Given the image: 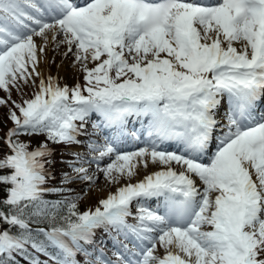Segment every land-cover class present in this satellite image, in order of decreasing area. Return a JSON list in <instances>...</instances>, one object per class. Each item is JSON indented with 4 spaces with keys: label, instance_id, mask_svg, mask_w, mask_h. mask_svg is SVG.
Returning <instances> with one entry per match:
<instances>
[{
    "label": "snow or ice",
    "instance_id": "snow-or-ice-1",
    "mask_svg": "<svg viewBox=\"0 0 264 264\" xmlns=\"http://www.w3.org/2000/svg\"><path fill=\"white\" fill-rule=\"evenodd\" d=\"M50 41L85 86L38 71ZM25 86L0 145V264H113L85 247L100 228L134 238L116 264H264V0H0V89ZM93 112V129H116L104 143L78 139ZM130 117L147 118L131 132L143 147L122 151ZM49 142L87 149L62 184L102 173L116 191L83 213L80 195L45 199L73 191L47 187Z\"/></svg>",
    "mask_w": 264,
    "mask_h": 264
},
{
    "label": "rangeland",
    "instance_id": "rangeland-1",
    "mask_svg": "<svg viewBox=\"0 0 264 264\" xmlns=\"http://www.w3.org/2000/svg\"><path fill=\"white\" fill-rule=\"evenodd\" d=\"M36 42L40 43L39 37H36ZM66 45H61L58 50H56L55 44L49 42L48 47L45 52L40 56V63L38 65V71L43 75V77L47 78L48 76H52L59 80L61 85H67L68 87H74L76 84H80L81 87L85 86L84 73L80 71L79 65L75 68L72 66L75 60V57L72 53H69L67 57L64 56L66 52ZM68 62V66L66 70L60 71V63ZM62 63V64H63ZM67 64V63H66ZM88 67H94V64L89 63ZM39 81H37L38 83ZM36 91L35 88L25 86L21 91H17L15 88L11 90V98L9 100V93L3 89H0V99L8 100V104L0 105V124H2V129H0V137L2 140L0 141V145H3L4 138L9 129L14 127L13 123L8 119V113L12 108L11 101H15L16 103H21L23 99H31L33 93ZM87 94L86 92L84 93ZM90 137L80 136L78 139L86 140L88 138L95 140L98 143V138L96 135L89 133ZM23 140H28V137H22ZM44 137H33L31 138L32 147H36L42 140L44 141ZM49 147L53 150L52 156V167L54 171L53 182L55 181L58 184H62L63 173L70 172L66 163L62 161L70 160L72 157L69 155L70 151H78L81 153H86L87 149L84 146L73 145L71 148H67L63 144H51L49 142ZM110 161H107L102 164H106ZM50 165V166H51ZM48 167V166H47ZM92 171H95V165L92 166ZM98 175V180L96 186H90L87 182L81 180H74L71 184H62L65 187L72 189V195H80L82 199L78 202L85 209H90L93 206H100L99 201L102 199H106L109 192H115L116 188L119 185H108L105 181L103 174L100 173ZM102 210V209H101ZM133 215L136 214V205L132 206ZM129 223H135L132 218H129ZM210 230V229H205ZM115 237V239H114ZM133 237H129V239L125 240L122 235H117V233L113 230L111 234L106 233L103 228L96 230V235L94 237L95 244L93 245H85L90 252L93 253V259L96 254L99 253L100 249H103L104 255L107 259L116 262V257L113 255L114 252L117 251L118 247L122 248L121 242L123 244H127L130 249L133 248L134 245H131L134 240H131ZM120 239V241H118ZM117 241L119 243H117ZM156 255L163 257L165 255L164 249L159 245L157 246ZM76 259L79 261V264H84L85 256L83 253H77Z\"/></svg>",
    "mask_w": 264,
    "mask_h": 264
},
{
    "label": "trees",
    "instance_id": "trees-1",
    "mask_svg": "<svg viewBox=\"0 0 264 264\" xmlns=\"http://www.w3.org/2000/svg\"><path fill=\"white\" fill-rule=\"evenodd\" d=\"M0 129H2V124H0ZM41 138H43V137H41ZM2 140V137H0V141ZM43 141V140H42ZM0 155H3V153L2 152H0ZM48 171H49V173H50V176H49V180H48V184H47V187H49V188H65V189H70V188H68V187H65L64 185H62L61 183L60 184H58V183H56L55 181L53 182V178H54V171H53V167H52V165L50 166H48ZM3 194L2 193H0V196H2ZM71 195H72V191H64L63 193H60V194H49V195H46L45 196V199H47V200H62V199H64L65 197H71ZM91 210H95L96 209V206H93L92 208H90ZM78 210L81 212V213H83V212H85V211H87V210H89V209H85L82 205H80L79 203H78ZM32 227L35 229L36 227H44V228H47L48 227V224H47V222H45V223H43V224H40V225H35V224H33L32 225ZM41 239H43V237H41ZM52 249H50V251H51ZM29 251H32L31 249H29ZM17 259L19 260V262H20V264H26V261H24L22 258H20V257H17ZM40 259L41 260H46L47 259V257H44V256H40ZM49 264H52V262L51 261H49Z\"/></svg>",
    "mask_w": 264,
    "mask_h": 264
},
{
    "label": "bare ground",
    "instance_id": "bare-ground-1",
    "mask_svg": "<svg viewBox=\"0 0 264 264\" xmlns=\"http://www.w3.org/2000/svg\"><path fill=\"white\" fill-rule=\"evenodd\" d=\"M79 3H83L84 0H78ZM51 42V41H50ZM39 43V42H38ZM67 47V46H66ZM67 51V48L65 49ZM63 63V62H62ZM60 63V71H63V70H66L67 69V66H68V62H65L62 64ZM67 63V64H66ZM261 106H264V105H261ZM260 106V107H261ZM261 111H264V109H262ZM126 137H132L131 136V133L130 132H127V136ZM138 147H143V143L142 142H134V143H126L125 145L122 146V151H135ZM169 148H172V147H169ZM175 147H173L174 149ZM170 150V149H169ZM172 150V149H171ZM109 161L107 158L105 159V161H103L102 163H105ZM160 168L156 165H152V164H149V166L147 167V169H143L141 168L139 170V174L138 176L133 180V182H136V180H140V179H143V177L146 175V174H150V173H153V172H156V171H159ZM100 175V173H98ZM253 179H255V177H253ZM198 185H199V182L197 181ZM202 187V186H201ZM153 204V207H155V204ZM173 251H175V249H173Z\"/></svg>",
    "mask_w": 264,
    "mask_h": 264
}]
</instances>
